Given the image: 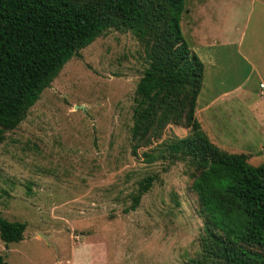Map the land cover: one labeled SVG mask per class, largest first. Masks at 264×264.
<instances>
[{"label":"rangeland","instance_id":"374dc122","mask_svg":"<svg viewBox=\"0 0 264 264\" xmlns=\"http://www.w3.org/2000/svg\"><path fill=\"white\" fill-rule=\"evenodd\" d=\"M260 2L264 6L261 0L249 9V0H183L179 20L187 47L202 58L199 102L229 94L210 117L197 114L196 121L215 146L246 155L251 166L264 163ZM198 40L212 48L194 50ZM145 66L130 32L108 30L66 62L17 127L3 133L0 217L25 224L21 241H0L6 264H192L206 258L208 241L189 190L192 169L167 149L189 130L167 125L132 153L133 93ZM239 85L245 93L232 91ZM147 176L154 177L150 188L130 210ZM81 245L85 252L73 253Z\"/></svg>","mask_w":264,"mask_h":264},{"label":"trees","instance_id":"16d2710c","mask_svg":"<svg viewBox=\"0 0 264 264\" xmlns=\"http://www.w3.org/2000/svg\"><path fill=\"white\" fill-rule=\"evenodd\" d=\"M183 9V0H0V142L66 62L108 30L128 31L146 65L133 93L132 153L167 125L190 132L167 149L192 169L189 190L208 241L206 258L192 264H264V163L219 149L195 120L203 66L181 34ZM153 179L138 182L130 210ZM24 229L0 217L3 244L21 241Z\"/></svg>","mask_w":264,"mask_h":264},{"label":"crops","instance_id":"0c3cea01","mask_svg":"<svg viewBox=\"0 0 264 264\" xmlns=\"http://www.w3.org/2000/svg\"><path fill=\"white\" fill-rule=\"evenodd\" d=\"M257 1H261V0H249V6H248V8L249 9H251V8H253L254 7V5L257 3ZM262 2H260L258 5H260ZM200 8L201 7H198L197 8V11L199 12V10H200ZM260 8L261 9H264V6L263 5H260ZM264 12V11H263ZM212 44L213 43H207V42H203L202 40H198L197 42H196V45L193 47V49L194 50H199V48L200 47H203L204 49L205 48H212ZM190 50V49H189ZM191 52H193V50H190ZM194 53V52H193ZM195 54V53H194ZM196 55V54H195ZM197 56V55H196ZM197 58L201 61V56H197ZM204 58H207L208 60H209V56H207L206 57V55L204 56ZM258 84H262L261 82H258ZM241 87H242V85H239L237 88H235L234 90H232L233 92L234 91H236V90H239V91H241L242 93H245L246 91H243L242 89H241ZM257 89H258V85H257ZM200 91H201V89H200ZM200 91H199V93H198V95H197V98H196V102H195V113H194V118H195V116L198 114V115H200L201 117H205L206 115H207V117L209 116L210 117V114H209V112L211 111V109H212V107L216 104V102H217V100H221V99H224V98H226L229 94L227 93V92H225V93H223L220 97H214V98H211V99H204L203 100V102H199V99H200V96H201V94H200ZM232 91H229V92H232ZM257 93L259 94V90H257ZM259 97V96H258ZM260 98V97H259ZM195 120H196V118H195ZM207 122H209V120L207 121ZM199 123V125L201 126V128H202V131L205 133V135L208 137V139L211 141V139H210V137H209V135H208V133L207 132H205L204 130H203V125L200 123V122H198ZM211 124H212V121H211ZM212 126V125H211ZM212 142V141H211ZM213 143V142H212ZM37 237H38V234L36 235ZM48 237L49 236H46V240H48ZM80 251V252H82V254L85 252V245H81V246H79V247H76L75 249H74V251H73V253L75 252V251ZM65 262H68V264H88L86 261H85V259L83 260V261H65ZM56 264H60V262H57Z\"/></svg>","mask_w":264,"mask_h":264},{"label":"built area","instance_id":"2783aa9c","mask_svg":"<svg viewBox=\"0 0 264 264\" xmlns=\"http://www.w3.org/2000/svg\"><path fill=\"white\" fill-rule=\"evenodd\" d=\"M258 90H259V97H262L264 95V86L262 84H258Z\"/></svg>","mask_w":264,"mask_h":264},{"label":"water","instance_id":"95a60500","mask_svg":"<svg viewBox=\"0 0 264 264\" xmlns=\"http://www.w3.org/2000/svg\"><path fill=\"white\" fill-rule=\"evenodd\" d=\"M38 236H39L40 238L44 239V240L47 239L46 236H43V235H41V234H39Z\"/></svg>","mask_w":264,"mask_h":264}]
</instances>
